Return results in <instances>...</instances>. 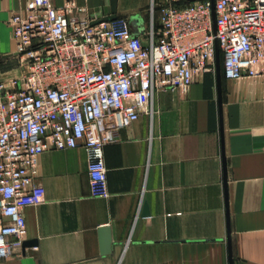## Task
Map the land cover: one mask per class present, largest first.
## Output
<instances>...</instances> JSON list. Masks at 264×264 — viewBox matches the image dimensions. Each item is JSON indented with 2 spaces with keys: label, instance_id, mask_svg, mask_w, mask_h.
<instances>
[{
  "label": "crops",
  "instance_id": "crops-1",
  "mask_svg": "<svg viewBox=\"0 0 264 264\" xmlns=\"http://www.w3.org/2000/svg\"><path fill=\"white\" fill-rule=\"evenodd\" d=\"M167 1L77 0L128 16L145 40L152 9L158 23ZM26 2L0 0L4 71L17 65L9 20ZM152 106L105 146L108 196L91 193L84 147L40 155L45 198L25 209V242H36L0 264H231L229 230L233 264H264V77L223 74L222 111L214 71L197 74L187 91H157ZM103 226L112 230L109 254Z\"/></svg>",
  "mask_w": 264,
  "mask_h": 264
},
{
  "label": "built area",
  "instance_id": "built-area-1",
  "mask_svg": "<svg viewBox=\"0 0 264 264\" xmlns=\"http://www.w3.org/2000/svg\"><path fill=\"white\" fill-rule=\"evenodd\" d=\"M169 0L147 40L128 16L91 12L77 0H27L9 20L12 71L0 68V260L23 253L25 209L41 203L36 182L47 149L84 147L93 196H108L105 146L159 90L187 91L216 72L217 43L228 79L264 77V0ZM216 24V29H215Z\"/></svg>",
  "mask_w": 264,
  "mask_h": 264
},
{
  "label": "water",
  "instance_id": "water-1",
  "mask_svg": "<svg viewBox=\"0 0 264 264\" xmlns=\"http://www.w3.org/2000/svg\"><path fill=\"white\" fill-rule=\"evenodd\" d=\"M213 2V19L216 22V10H215V0ZM117 15H110L105 18V20L115 19ZM216 29V24H215ZM13 55V54H12ZM11 55H6V57ZM216 72H217V81H218V93H219V103L221 106V111L223 110V73H222V60H221V53L219 50V46L217 43V54H216ZM99 235L101 241V251L103 254H109L113 251V235L111 227L103 226L99 228ZM36 241H26L24 243V247L26 245L35 243ZM229 246H230V255H231V264H233V254H232V245H231V235L229 230Z\"/></svg>",
  "mask_w": 264,
  "mask_h": 264
},
{
  "label": "trees",
  "instance_id": "trees-1",
  "mask_svg": "<svg viewBox=\"0 0 264 264\" xmlns=\"http://www.w3.org/2000/svg\"><path fill=\"white\" fill-rule=\"evenodd\" d=\"M221 60H222V62H223V58L221 57Z\"/></svg>",
  "mask_w": 264,
  "mask_h": 264
}]
</instances>
